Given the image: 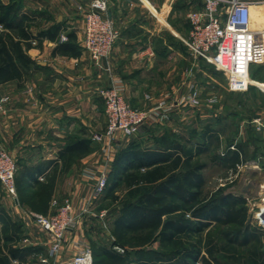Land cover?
Here are the masks:
<instances>
[{
	"label": "crops",
	"instance_id": "obj_1",
	"mask_svg": "<svg viewBox=\"0 0 264 264\" xmlns=\"http://www.w3.org/2000/svg\"><path fill=\"white\" fill-rule=\"evenodd\" d=\"M90 1L0 0L4 6L15 4L19 8L22 26L33 37L26 54L38 66L32 68L22 82L0 85V98L7 99L4 112H0V148L14 159L19 170L26 169L29 174L36 175L37 182L46 183L47 178L54 175L46 215L51 212L52 201L60 203L66 198L75 209L76 203L92 192L90 177L105 168L100 164L102 156L96 151L97 144L91 137L98 133L96 129L106 127L104 104L98 92L107 87L111 79L122 82L124 100L134 109H150L165 95L170 97L165 99H170L172 105L165 121L144 125L143 133L138 136H115L116 139L109 142L114 156L134 141L144 148L154 147L155 140L166 132V128L174 129L186 123V118L190 117L182 101L186 84L191 81L193 71L207 77L209 73L203 71V68L207 70L208 64L193 57L181 42L189 33L188 13L201 9L199 0H105L106 15L119 31L110 55L102 61L109 72L94 67L88 54L81 49L84 22L78 5L87 9ZM56 25L60 26L56 41L37 38L40 32ZM263 27L264 19L253 21V28L264 30ZM69 33L76 36L80 56L53 55L57 44L65 42ZM61 36L65 41L60 40ZM259 89L264 92L263 88ZM100 119L103 125L98 123ZM255 119L259 118L241 122L237 133L242 140L248 137L246 129L252 128L256 136L252 156L246 160L245 155H240L234 169L219 164L229 177L231 175L233 182L241 178L245 168L248 170L245 172H250L243 187L236 189L238 193L227 192L244 199L249 194L252 199H257L264 193V152L259 147V144L264 145V130L256 128ZM75 138L78 141L89 139L92 151L83 158L73 157L70 163L63 164L59 155L65 144ZM236 143L235 138L231 146L224 144L219 155L223 156L227 149L235 150ZM218 189L219 185L212 191ZM0 209L6 217L21 225V240L27 239L32 246H48L47 234L34 236L39 233L37 226L23 222L22 213L27 207L13 200L1 184ZM87 217L80 219L77 227L66 234L64 257H72L81 245H87L86 229L81 227L82 220L85 224Z\"/></svg>",
	"mask_w": 264,
	"mask_h": 264
},
{
	"label": "trees",
	"instance_id": "obj_2",
	"mask_svg": "<svg viewBox=\"0 0 264 264\" xmlns=\"http://www.w3.org/2000/svg\"><path fill=\"white\" fill-rule=\"evenodd\" d=\"M18 15L19 8L15 4L4 6L0 3V85L22 82L32 68L38 67L26 54L31 48L33 37L25 31L23 19ZM59 33L60 26L56 25L51 30L40 32L37 38L56 41ZM80 53L73 33H69L67 40L58 43L53 50V55L71 58L79 57ZM257 72L250 66V78L264 83ZM248 136L249 141L236 143L235 150L227 149L223 156L217 155V162L234 169L240 155H245L247 143H255L256 136L252 128L248 129ZM219 137L218 131L204 129L200 136L202 143L195 145L194 153L184 150V145L178 143L176 138H170L166 132L155 140L154 147L144 148L134 141L117 151L99 200H109L118 205L111 221L112 244L123 246L127 243L131 246L126 238L133 235L137 237L140 249L123 256L107 245H100L95 256H101V259L93 260V264H105L104 261L114 264H219L211 249L205 256L201 255L196 245L178 248L184 241L200 235L212 225L235 228L233 233H223L225 245L220 249L225 254H231L234 260L237 248L247 247L260 240V231L247 224L246 201L242 196L224 193L223 189L211 195L203 194L204 165L193 164V158L218 143ZM233 141L229 140L227 147ZM90 143L89 139L78 141L76 138L67 142L59 155L62 163H70L73 157L88 155L92 151ZM53 179L54 175L48 177L46 183L37 182L36 175L29 174L26 169L19 170L16 164L14 184L18 203L46 215L53 193ZM121 185L126 190L123 199L115 194ZM178 213L183 215L177 216ZM187 213L188 217L185 216ZM0 224V264H25L29 256L41 253L39 247L17 245L21 240V225L6 217L2 209ZM152 241H158L173 251L142 249V246ZM250 255L252 264H264L262 251H254Z\"/></svg>",
	"mask_w": 264,
	"mask_h": 264
},
{
	"label": "built area",
	"instance_id": "obj_3",
	"mask_svg": "<svg viewBox=\"0 0 264 264\" xmlns=\"http://www.w3.org/2000/svg\"><path fill=\"white\" fill-rule=\"evenodd\" d=\"M199 1L201 9L191 11L187 15L189 33L188 37L181 41L193 57L204 60L223 74L229 91H246L251 85L249 68L258 62L255 60L256 45L264 43V30L253 28L252 21L257 9L264 12V0ZM78 10L82 12L84 22L81 49L88 54L94 67L109 72L108 68L103 67L102 61L110 55L119 38V31L113 20L106 15V2L91 0L87 9L78 5ZM60 40L65 41V37L61 36ZM123 92V84L118 79H111L109 85L98 92L104 104L106 133L111 140H115L118 133L125 137H134L141 132L144 125L158 124L168 118L171 104L160 101L150 109L137 110L125 102ZM199 96L194 83L189 82L188 95L184 103L191 108H198ZM4 102L6 99H0V112H3ZM213 102H215L213 99L208 101ZM253 123L257 129L264 130V124L260 119H255ZM99 138L93 136L92 141H98ZM15 173L16 162L0 148V184L16 201ZM107 174L106 171L101 173L93 185L91 197L81 204L82 215L88 213L86 207L90 205V200H96L103 193ZM231 179L230 175L229 180ZM245 201L249 206L251 224L264 238V193L257 199H252L249 194ZM76 213L73 203L68 199L61 203L53 216L23 211V222L28 226L39 227L50 240L47 255L39 257L40 264H93L88 245H81L72 257L63 256L67 248L66 234L74 230L80 220ZM114 249L122 252L118 247Z\"/></svg>",
	"mask_w": 264,
	"mask_h": 264
},
{
	"label": "rangeland",
	"instance_id": "obj_4",
	"mask_svg": "<svg viewBox=\"0 0 264 264\" xmlns=\"http://www.w3.org/2000/svg\"><path fill=\"white\" fill-rule=\"evenodd\" d=\"M264 29V27H263ZM182 42V41H181ZM183 43V42H182ZM256 63L251 65V69L253 71H258L257 75L264 79V43H258L256 47ZM207 70L203 68V71H208L209 73L203 75L201 72L193 71L191 81L193 82L195 87L199 91V104L198 108H189L184 101H186V97L188 95V84H186V88L184 90V95L182 96V101L184 109H186L188 115L190 117L186 118V123L178 125L174 129L173 128H166V133H169L170 138H176L175 140L178 141L181 145H184V150L189 153H194L195 145L199 142L202 143L200 136L203 133L204 129H209L211 131H218L219 132V142L214 143L211 145L209 150L205 151L199 156L193 158V164H203L204 169L202 171L205 177V195L210 192H213L215 186H220V189H223L224 193H227L231 190L236 191L238 193L239 187H243L244 181L249 178L250 172L246 168L243 170L244 173L241 175L240 179L234 181L231 179L229 180L228 173L219 165L217 162V155H219L221 149L224 147V144L227 146L228 141L237 139V143H245L249 141V136L247 138H238L239 133V124L241 122H250L255 117L262 119L264 121V92L259 88L264 89V83H258L255 80L250 78V88L244 92H231L228 89V84L223 76L222 73L217 71L211 65H206ZM259 87V88H258ZM170 98L167 95L162 96L161 99L159 98L156 102H160L162 100H166V103L169 105L171 104V100L165 99ZM6 99V98H0ZM210 99H213L215 102L208 103ZM7 102V99H6ZM3 103L4 104L6 103ZM156 103V104H157ZM4 112V109H3ZM105 116V113H104ZM106 120V118H105ZM99 124L101 123L102 119L98 120ZM254 121V120H253ZM262 122V121H261ZM263 123V122H262ZM249 129V128H248ZM246 129V131H248ZM97 134H93V136H99L98 141H94L97 144L96 151L100 153L102 156L100 160V164H102L104 169L99 170L94 176H92L90 183L93 185L95 184L98 177H100L103 171L109 172L108 166L111 165L112 160L115 156H113V148L109 142H113L111 138L106 133V127L101 129H96ZM244 130V129H243ZM116 136H123L121 133H118ZM138 136V134L136 135ZM91 137V138H92ZM116 139V137H115ZM106 141L108 144H105ZM205 145V144H204ZM255 144L247 143L244 147L245 151V159L248 160L249 157L252 156L253 148ZM260 149L264 152V145L259 144ZM5 151V150H4ZM6 152V151H5ZM7 153V152H6ZM8 154V153H7ZM108 167V168H107ZM233 184V185H232ZM1 187H3L1 185ZM235 188V189H234ZM4 189V188H3ZM7 193V191L4 189ZM249 192V191H248ZM92 192L90 193L89 197H87L83 201H78L75 205L76 214L80 216V219L87 217V221L85 224L81 223V227L86 229V238H87V245L89 246L92 255V261H99L101 256H97V248L100 245H107L109 248L113 249V251L117 252L114 247H118L122 249V252H117L120 255H126L125 253L134 252L140 249L138 246V242L136 241V236H129L126 238V241L131 246L124 243L123 246L120 244L113 245L114 238L111 235V221L112 216L116 213L118 205L111 203L109 200H90V205L86 207L88 211L87 214H83L80 212L81 204L91 197ZM116 195L120 199L126 197V190L121 185L115 192ZM16 201L17 200V192L15 190ZM70 200L69 198H66ZM64 199V200H66ZM63 200V201H64ZM62 201V202H63ZM71 201V200H70ZM62 202L55 201L53 205L52 201V208L51 212L45 216H53L56 214L57 208L61 205ZM247 213H248V205ZM25 211H32L31 209L27 208ZM34 212V211H32ZM40 214V213H39ZM102 215V216H101ZM183 215L182 213H178L177 216ZM188 217V213L185 215ZM249 218V215H248ZM80 221V220H79ZM79 223V222H78ZM247 224L250 228H254V225L251 224L250 218L247 221ZM39 231L35 233L34 236L41 237L43 235V231L39 227H37ZM233 226L230 227H221L217 225H212L205 231H203L200 235L193 236L189 241H184L182 245H179L178 248H189L190 246L196 245L201 251V255L206 256V252L208 250H213V256L216 257L219 261V264H252L251 263V253L254 251H262L264 254V238L262 233L260 234V240L256 242L250 243L247 247H239L236 251L235 260L232 258L231 254L223 253L220 249L225 245V240L223 237L224 232H231L233 233L235 230ZM32 242V241H31ZM19 246H32L30 241H24L23 239L17 243ZM113 245V246H112ZM39 247L42 249L41 253L33 254L29 256L25 262V264H40L39 257H45L47 255V247L46 246H34ZM144 250H151V251H160V252H170L173 251L170 247L161 245L158 241H152L147 246H142ZM15 264V262H13ZM105 264H114L108 261H104ZM121 264V263H118ZM125 264V263H122Z\"/></svg>",
	"mask_w": 264,
	"mask_h": 264
},
{
	"label": "bare ground",
	"instance_id": "obj_5",
	"mask_svg": "<svg viewBox=\"0 0 264 264\" xmlns=\"http://www.w3.org/2000/svg\"><path fill=\"white\" fill-rule=\"evenodd\" d=\"M264 19V12L261 9H257L252 21H259Z\"/></svg>",
	"mask_w": 264,
	"mask_h": 264
}]
</instances>
